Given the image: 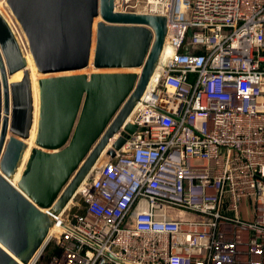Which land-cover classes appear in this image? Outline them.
Listing matches in <instances>:
<instances>
[{"label":"built area","instance_id":"obj_1","mask_svg":"<svg viewBox=\"0 0 264 264\" xmlns=\"http://www.w3.org/2000/svg\"><path fill=\"white\" fill-rule=\"evenodd\" d=\"M113 11L163 17L170 55L76 206L42 210L57 252L44 245L25 264H264V0H113Z\"/></svg>","mask_w":264,"mask_h":264},{"label":"water","instance_id":"obj_2","mask_svg":"<svg viewBox=\"0 0 264 264\" xmlns=\"http://www.w3.org/2000/svg\"><path fill=\"white\" fill-rule=\"evenodd\" d=\"M4 3L40 75L33 147L14 187L8 179L27 147L33 108L25 60L0 16V264H25L46 243L51 219L42 210L65 207L139 100L166 28L160 16L114 12L113 0ZM86 68L139 72L79 73ZM134 130L126 123L104 157Z\"/></svg>","mask_w":264,"mask_h":264},{"label":"bare ground","instance_id":"obj_3","mask_svg":"<svg viewBox=\"0 0 264 264\" xmlns=\"http://www.w3.org/2000/svg\"><path fill=\"white\" fill-rule=\"evenodd\" d=\"M0 16L5 20V22L7 23L8 27H9L10 30L12 31L13 29L11 28V25L9 24V22H8V21H7L2 15H0ZM97 21H98V19H95V20L93 21L92 33H93V31H94V23L97 22ZM12 32H13V31H12ZM21 33H22V32H21ZM22 35H23V34H22ZM23 38H24V35H23ZM24 40H25V38H24ZM169 55H170V48H169V45L167 44V41L165 40V42L162 44L160 54H159L158 59H157V62H156V64H155V68H154V70H153V72H152V74H151V76H150V78H149V80H148L147 87H149L150 85H152V83L154 82V80H155L156 77H157V73H158L159 68H160L161 66L164 65V63H165L166 59L169 57ZM22 56H23V55H22ZM23 58H24V60H25V70H27V71L29 72V80H30V87H31V97H32V108H33V113H32V125H31V128H30V130H29V137H28V139L25 141V144H26L27 147H26L25 151H24L23 154H22L21 160H20V162H19V164H18V167H17V169H16L14 175H13L10 179H8V181L10 182V184H11L12 186H14V187H15V183H16V181H17V179H18V176H17V175H18V173L21 171V169H22V167H23V165H24L23 161H24L25 158L28 156V154H29V149L31 148V145H33L32 142H33L34 135H35L34 122H35V125H36V120H37V112H36V118H35V116H34V115H35V104H34V98H35V96L37 97V88H36V85H35V88H33L32 75H31V71H30V67L33 66V64H32V60H31L29 54H28L27 57L23 56ZM33 68H34V66H33ZM34 71H35V69H34ZM82 71H83V70H82ZM115 72H116V71H115ZM138 72H139V69H134V73H138ZM18 74L21 75V74H22V71H21V70H20V71H17V72L14 73L13 75L7 77V82H10L11 79H12L14 76L18 75ZM68 74H69V73H65V74H63V75H68ZM39 77H40V75L36 74V72H35V77H34V78L37 80ZM14 82H16V81H14ZM35 90H36V93H35ZM37 104H38V101H37ZM37 104H36V106H37ZM133 110H134V109H132V111H131L130 115L127 117V119L130 118V116H131ZM33 129H34V135L32 136V131H33ZM109 146H110V145L107 144V146H106V147L104 148V150L102 151L100 157L97 159V161H96V162L94 163V165L91 167V170H90V171H93L95 168H97V167L99 166V164H100V162H101V159H102V156H103L104 152L109 148ZM24 162H25V161H24ZM22 163H23V164H22ZM19 170H20V171H19ZM16 177H17V178H16ZM14 178H16V179L14 180ZM13 180H14V181H13ZM83 181H84V179H83ZM80 189H81V184L76 188V191H75L73 197L67 201V203H66L64 209L68 208V207L72 204L73 199H74L75 196L78 194V192L80 191ZM52 229H53V228L51 227V229H49L48 231L51 232Z\"/></svg>","mask_w":264,"mask_h":264},{"label":"rangeland","instance_id":"obj_4","mask_svg":"<svg viewBox=\"0 0 264 264\" xmlns=\"http://www.w3.org/2000/svg\"><path fill=\"white\" fill-rule=\"evenodd\" d=\"M0 15H2L8 22L9 24L11 25V28L13 29V32H14V35H15V38L17 41V45H18V48L20 50V53L21 55L27 57L28 56V50H27V46H26V41L24 40L23 38V35L21 33V30L18 26V24L16 23V21L14 20L13 16L11 15L10 11L8 10L7 6L5 5L4 3V0H0ZM19 39L21 40V43H19ZM30 71H31V75H32V81L34 80V83L36 85V79L34 78L35 77V71H34V68L33 66L30 67ZM116 71V72H115ZM91 72H107V73H129V72H134V70H103V71H93L91 68H86L84 69L83 71H80L79 73H83V74H89ZM22 75V74H21ZM21 75L18 74L16 76H14L10 82H14V81H18L20 78H21ZM33 83V84H34ZM33 147V145H32ZM28 156L25 158V162L27 160ZM23 161V163L25 164V162ZM22 163V164H23ZM24 168V165L21 169V171L23 170ZM20 171V170H19ZM21 171L18 173V177L21 173ZM17 178V177H16ZM14 178V180L16 179ZM13 180V181H14ZM78 202V195L75 196V198L73 199V206L77 204ZM74 206V207H75ZM78 211H80V208H81V205H80V202L78 203ZM181 219L184 220V221H197V220H200V218L198 216H195L193 214H182L181 215ZM54 237L44 246V249H43V253L44 254H47L49 253L53 248H54Z\"/></svg>","mask_w":264,"mask_h":264},{"label":"crops","instance_id":"obj_5","mask_svg":"<svg viewBox=\"0 0 264 264\" xmlns=\"http://www.w3.org/2000/svg\"><path fill=\"white\" fill-rule=\"evenodd\" d=\"M33 79V78H32ZM33 83H34V80H33ZM33 88H35V83L33 84ZM35 93H36V90H35ZM34 104H35V118H36V112H37V106H36V104H37V97L35 96V98H34ZM34 128H35V122H34ZM34 135V129H33V131H32V136ZM31 148H32V145H31ZM30 148V149H31ZM29 149V150H30Z\"/></svg>","mask_w":264,"mask_h":264},{"label":"trees","instance_id":"obj_6","mask_svg":"<svg viewBox=\"0 0 264 264\" xmlns=\"http://www.w3.org/2000/svg\"><path fill=\"white\" fill-rule=\"evenodd\" d=\"M50 252H57V249L56 248H53ZM48 254V253H47Z\"/></svg>","mask_w":264,"mask_h":264}]
</instances>
